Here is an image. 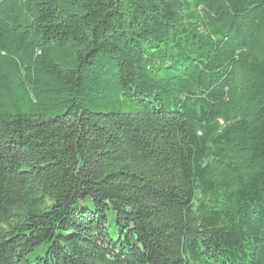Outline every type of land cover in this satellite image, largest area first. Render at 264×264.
<instances>
[{
	"label": "trees",
	"instance_id": "1",
	"mask_svg": "<svg viewBox=\"0 0 264 264\" xmlns=\"http://www.w3.org/2000/svg\"><path fill=\"white\" fill-rule=\"evenodd\" d=\"M0 264H264V0H0Z\"/></svg>",
	"mask_w": 264,
	"mask_h": 264
}]
</instances>
